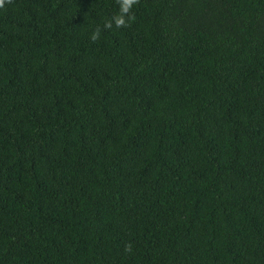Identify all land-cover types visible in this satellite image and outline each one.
<instances>
[{
  "label": "trees",
  "instance_id": "trees-1",
  "mask_svg": "<svg viewBox=\"0 0 264 264\" xmlns=\"http://www.w3.org/2000/svg\"><path fill=\"white\" fill-rule=\"evenodd\" d=\"M118 11L0 8V264H264V0Z\"/></svg>",
  "mask_w": 264,
  "mask_h": 264
},
{
  "label": "clouds",
  "instance_id": "clouds-1",
  "mask_svg": "<svg viewBox=\"0 0 264 264\" xmlns=\"http://www.w3.org/2000/svg\"><path fill=\"white\" fill-rule=\"evenodd\" d=\"M11 2V0H8ZM119 4L118 13L113 16V18L109 21H106L104 24V28L111 29L113 27V23L117 29L119 28H127L135 21V15L132 12V8L134 5L139 3V0H117ZM5 4V0H0V8H2ZM101 29L97 27L91 34L90 39L92 42H96L100 38ZM132 245L129 243L125 246V251H131Z\"/></svg>",
  "mask_w": 264,
  "mask_h": 264
}]
</instances>
